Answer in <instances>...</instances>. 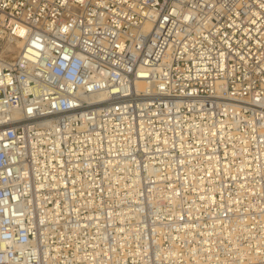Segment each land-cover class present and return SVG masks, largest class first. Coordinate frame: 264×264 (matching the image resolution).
I'll use <instances>...</instances> for the list:
<instances>
[{
	"label": "built area",
	"instance_id": "2783aa9c",
	"mask_svg": "<svg viewBox=\"0 0 264 264\" xmlns=\"http://www.w3.org/2000/svg\"><path fill=\"white\" fill-rule=\"evenodd\" d=\"M0 264H264V0H0Z\"/></svg>",
	"mask_w": 264,
	"mask_h": 264
},
{
	"label": "bare ground",
	"instance_id": "6f19581e",
	"mask_svg": "<svg viewBox=\"0 0 264 264\" xmlns=\"http://www.w3.org/2000/svg\"><path fill=\"white\" fill-rule=\"evenodd\" d=\"M12 44H14L15 46H17V47H19V48L21 47V45H20L19 43H13V42H12ZM2 57H3V60H14V57H15V56H10V57H9V56H7V55H3ZM150 168H151V169H154L153 167H150Z\"/></svg>",
	"mask_w": 264,
	"mask_h": 264
}]
</instances>
